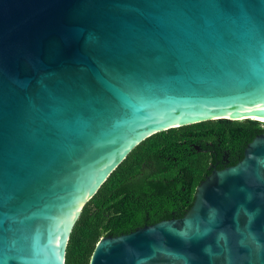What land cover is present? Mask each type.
Returning a JSON list of instances; mask_svg holds the SVG:
<instances>
[{
  "label": "water",
  "instance_id": "water-1",
  "mask_svg": "<svg viewBox=\"0 0 264 264\" xmlns=\"http://www.w3.org/2000/svg\"><path fill=\"white\" fill-rule=\"evenodd\" d=\"M261 120L264 0H0V264H65L83 205L145 138ZM89 264H264V132L181 218Z\"/></svg>",
  "mask_w": 264,
  "mask_h": 264
},
{
  "label": "trees",
  "instance_id": "trees-1",
  "mask_svg": "<svg viewBox=\"0 0 264 264\" xmlns=\"http://www.w3.org/2000/svg\"><path fill=\"white\" fill-rule=\"evenodd\" d=\"M262 132L254 120L219 119L145 138L83 205L67 242L65 264H89L101 237L181 218L212 166L236 164L245 146Z\"/></svg>",
  "mask_w": 264,
  "mask_h": 264
},
{
  "label": "clouds",
  "instance_id": "clouds-1",
  "mask_svg": "<svg viewBox=\"0 0 264 264\" xmlns=\"http://www.w3.org/2000/svg\"><path fill=\"white\" fill-rule=\"evenodd\" d=\"M250 120H252V119H250ZM254 121H256V122H258L260 125H263V124H261L258 120H254ZM262 128V127H261ZM263 130V129H262ZM264 132V131H263ZM262 132V133H263ZM261 134V133H260Z\"/></svg>",
  "mask_w": 264,
  "mask_h": 264
},
{
  "label": "bare ground",
  "instance_id": "bare-ground-1",
  "mask_svg": "<svg viewBox=\"0 0 264 264\" xmlns=\"http://www.w3.org/2000/svg\"><path fill=\"white\" fill-rule=\"evenodd\" d=\"M259 121H261V120H259Z\"/></svg>",
  "mask_w": 264,
  "mask_h": 264
}]
</instances>
